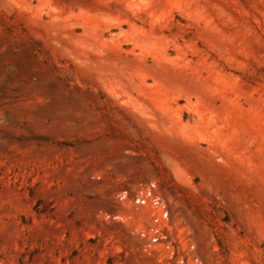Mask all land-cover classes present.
I'll return each mask as SVG.
<instances>
[{"label":"rangeland","instance_id":"rangeland-1","mask_svg":"<svg viewBox=\"0 0 264 264\" xmlns=\"http://www.w3.org/2000/svg\"><path fill=\"white\" fill-rule=\"evenodd\" d=\"M0 264H264V0H0Z\"/></svg>","mask_w":264,"mask_h":264}]
</instances>
